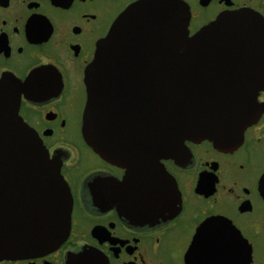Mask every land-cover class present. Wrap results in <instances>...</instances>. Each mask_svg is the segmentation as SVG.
I'll use <instances>...</instances> for the list:
<instances>
[{
    "label": "water",
    "instance_id": "water-1",
    "mask_svg": "<svg viewBox=\"0 0 264 264\" xmlns=\"http://www.w3.org/2000/svg\"><path fill=\"white\" fill-rule=\"evenodd\" d=\"M183 3H132L98 42L85 72L83 137L103 159L125 169L118 192L126 215L135 219L158 189H168L171 197L172 184L176 206V181L162 160L176 158L187 140L238 144L264 113L258 101L264 19L238 11L190 35ZM38 75L22 81L7 73L0 79V258L53 251L71 229L70 188L20 115L23 96L38 98ZM215 221L198 229L190 264H250L237 253L235 239L223 237L230 231L225 219Z\"/></svg>",
    "mask_w": 264,
    "mask_h": 264
},
{
    "label": "flooded vegetation",
    "instance_id": "flooded-vegetation-1",
    "mask_svg": "<svg viewBox=\"0 0 264 264\" xmlns=\"http://www.w3.org/2000/svg\"><path fill=\"white\" fill-rule=\"evenodd\" d=\"M136 1L0 0V79L11 73L25 81L41 73L38 98L23 96L20 115L60 166L73 198L70 233L58 248L0 258V264H190L198 229L217 217L229 224L223 237L235 239L237 253L264 264V113L238 144L187 140L176 158L162 160L176 181V206L172 184L171 197L158 189L153 206L137 208L136 219L120 202L125 169L103 159L83 137L86 69L98 42ZM182 1L190 35L238 11L264 19V0ZM258 101L264 104V88Z\"/></svg>",
    "mask_w": 264,
    "mask_h": 264
}]
</instances>
